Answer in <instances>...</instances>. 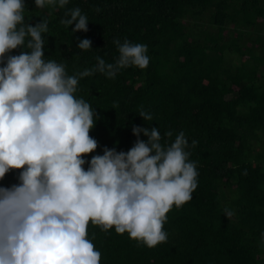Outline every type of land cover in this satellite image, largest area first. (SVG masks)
I'll use <instances>...</instances> for the list:
<instances>
[{
  "label": "trees",
  "instance_id": "1",
  "mask_svg": "<svg viewBox=\"0 0 264 264\" xmlns=\"http://www.w3.org/2000/svg\"><path fill=\"white\" fill-rule=\"evenodd\" d=\"M0 264H264V0H0Z\"/></svg>",
  "mask_w": 264,
  "mask_h": 264
}]
</instances>
